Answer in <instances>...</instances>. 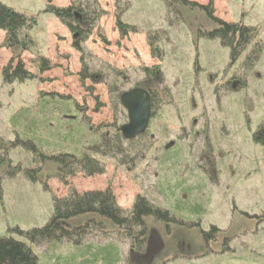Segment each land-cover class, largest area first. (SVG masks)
<instances>
[{
  "label": "rangeland",
  "instance_id": "obj_1",
  "mask_svg": "<svg viewBox=\"0 0 264 264\" xmlns=\"http://www.w3.org/2000/svg\"><path fill=\"white\" fill-rule=\"evenodd\" d=\"M96 1L101 16L79 53L72 47L74 34L45 13L47 6L69 7L70 0H0L36 21L34 47L20 57L31 76L24 82L3 80L2 69L12 54L2 47L5 34L0 31V158L31 173L40 167L31 145L45 156L74 154L78 146L103 168L101 174L80 172L63 182L48 165V172L33 182L5 167L0 238L11 234L20 239L13 230L44 227L53 214L52 198L70 192L109 190L124 211H131L139 197L165 210L174 200L166 202L161 188L182 182L180 189L190 192L175 194L188 207L199 206L198 215L183 213L186 223L175 217L178 223L168 227L149 225L140 250L113 232L106 231L105 237L92 233L79 245L83 257L117 240V264H264V145L254 141L264 124V0H186L203 7L211 2L215 20L252 29L254 44L235 64L219 39L207 38L217 25L204 12L183 11L184 24L177 23L179 11L167 9L162 0ZM121 11L120 22L139 33L120 32ZM149 37H157L162 59L153 57ZM256 45L261 53L249 67L246 58ZM39 59L50 69L40 72ZM154 66L160 67L166 92L158 94L149 120L151 147L131 149L124 142L125 162L96 153L98 147L102 152V139L127 123L125 110L116 112L112 106L110 87L127 92L145 81L142 68ZM17 141L31 145L10 147ZM172 157H177L174 163ZM47 173L52 177L46 178ZM210 231L213 235L203 237ZM31 248L37 264H56L53 257L59 253L79 252L65 241L54 248ZM77 259L80 263L82 256Z\"/></svg>",
  "mask_w": 264,
  "mask_h": 264
},
{
  "label": "trees",
  "instance_id": "obj_2",
  "mask_svg": "<svg viewBox=\"0 0 264 264\" xmlns=\"http://www.w3.org/2000/svg\"><path fill=\"white\" fill-rule=\"evenodd\" d=\"M167 9H176L178 13L177 23H184L183 11H201L215 22L216 29L206 34L208 39H219L224 47L230 50L231 63L235 64L248 49V47L254 44V36H251L252 29L244 26L242 23H230L225 24L212 18V5L211 2L207 6H198L191 4L186 0H162ZM71 5L67 8H54L47 6L45 13L54 16L59 22L67 27L70 33L74 34L75 40L72 47L79 53H83L82 43H84L95 23L101 16V11L96 0H70ZM121 12L117 13L118 22L117 26L123 34L127 33H139L134 26L124 25L120 22ZM181 14V15H180ZM181 16V17H180ZM36 25L35 19L27 17L26 15L15 11L3 5L0 2V31L5 34V40L2 47L10 50L12 56L7 66L2 69V77L5 83H12L13 81L24 82L29 79L30 74L24 70L20 57L22 53L30 50L34 47V42L31 38V33ZM162 34L165 32L162 31ZM157 37H149L147 39L148 45L152 49L153 57L162 59L163 53L158 46ZM261 53L260 46L256 45L251 50L252 56L247 60L246 65H251L258 61V57ZM251 58V59H250ZM39 70H49L50 67L45 61L39 59ZM16 64L15 69H12L11 65ZM83 63V59H81ZM86 66L83 63V70H86ZM141 72L144 75L145 81L138 83L132 89H143L149 92L151 96V115L154 113L157 104V98L159 93H165V89H162L160 67L154 66L151 68H142ZM245 84L241 85V88ZM112 93L114 98L111 101L112 106L116 112H123V108L120 104V97L125 92L115 91L116 86L112 85ZM131 89V90H132ZM115 133L112 137L102 139L101 151L100 148H96V153H102L113 159L121 158L122 162H125L128 150L124 148V142L131 146V149H136L137 144L150 148L151 138L147 136L146 130L143 134L135 137L130 141H126L120 134V128H115ZM66 138V137H65ZM255 143L264 145V124H262L256 134L254 135ZM27 142V143H26ZM65 141H63L64 144ZM27 147L30 141H17L9 144L10 147L16 145ZM8 145V146H9ZM82 146V145H81ZM36 158L40 160V167L38 169L23 171L17 167H12L4 156L0 158V174L2 170L7 167L9 173L12 175L17 173H23L24 177L28 180L36 182L39 180L37 177L42 172H48V165L54 167L56 175L64 182L68 176H74L76 173H85L88 176L103 173V168L97 166V162L85 154L84 151L79 149L78 146L72 148L75 149V153H59L56 155L45 156L39 150L31 145L30 148ZM137 159L140 157V153L137 154ZM177 157H172L171 162H175ZM7 162V164L5 163ZM5 163V165H3ZM3 165V166H2ZM174 166V164H172ZM44 174V173H43ZM54 175V177H57ZM52 177L48 173L46 178ZM1 178V177H0ZM38 178V179H37ZM182 182H176L173 185H167L161 188L160 192L164 195L165 201H173L170 208V204L166 209L158 208L156 204H151L146 198L139 197L136 199L131 211H124L117 207L114 198L109 190L105 192H86L82 194H75L70 192L67 197L64 198H52L53 202V214L50 217L48 223L39 229H32L28 232H21L18 229L12 232L19 236L20 239H16L13 235L8 234L5 237L0 238V264H37V257L32 251V246L51 245L52 248L59 245L61 241H65L68 245H73L78 249L76 256L62 255L53 257L56 264H97L98 260L102 261V264H117L118 258V241H109L103 247H97L93 249L87 248L92 254L86 259L84 251L79 249V245L85 239L91 238L92 233L99 232L106 236V231L113 232L120 237L126 238L131 244L132 249L139 250L145 242L148 235L149 225H164L167 226L177 222H185L183 213H190L198 215L200 210L199 206L188 207L185 203L176 196V191H182L185 193L189 190L180 189ZM45 186V185H44ZM0 191V202L1 200ZM170 208V209H169ZM176 217V218H175ZM100 220V221H99ZM71 221H77L75 224H71ZM177 222V223H178ZM71 225V226H70ZM101 225L103 228H101ZM179 225V224H178ZM96 234V235H97ZM95 235V234H94ZM213 235V231L208 234H203V237L209 238ZM71 247V246H70ZM69 254V253H66ZM82 256L80 263L77 259Z\"/></svg>",
  "mask_w": 264,
  "mask_h": 264
},
{
  "label": "water",
  "instance_id": "obj_3",
  "mask_svg": "<svg viewBox=\"0 0 264 264\" xmlns=\"http://www.w3.org/2000/svg\"><path fill=\"white\" fill-rule=\"evenodd\" d=\"M120 104L127 115V123L120 127V134L126 141L143 134L151 118V96L143 89H132L123 93Z\"/></svg>",
  "mask_w": 264,
  "mask_h": 264
},
{
  "label": "flooded vegetation",
  "instance_id": "obj_4",
  "mask_svg": "<svg viewBox=\"0 0 264 264\" xmlns=\"http://www.w3.org/2000/svg\"><path fill=\"white\" fill-rule=\"evenodd\" d=\"M219 255V254H218Z\"/></svg>",
  "mask_w": 264,
  "mask_h": 264
}]
</instances>
